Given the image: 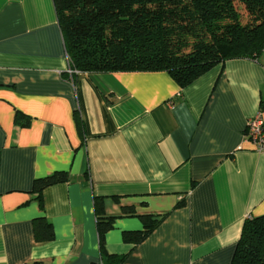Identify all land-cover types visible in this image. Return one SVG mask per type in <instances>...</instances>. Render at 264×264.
<instances>
[{
    "label": "crops",
    "instance_id": "0c3cea01",
    "mask_svg": "<svg viewBox=\"0 0 264 264\" xmlns=\"http://www.w3.org/2000/svg\"><path fill=\"white\" fill-rule=\"evenodd\" d=\"M54 0H0V264H98L95 197L121 264H231L247 218L264 215V55L228 59L181 87L166 70L67 76ZM263 104V108H262ZM31 118L16 124V112ZM69 174L43 190L36 178ZM162 217L141 242L126 231ZM52 222L37 242L34 219Z\"/></svg>",
    "mask_w": 264,
    "mask_h": 264
},
{
    "label": "trees",
    "instance_id": "16d2710c",
    "mask_svg": "<svg viewBox=\"0 0 264 264\" xmlns=\"http://www.w3.org/2000/svg\"><path fill=\"white\" fill-rule=\"evenodd\" d=\"M54 3L70 65L79 72L166 70L184 87L228 59L264 55V0ZM15 119L18 126H28L31 121L21 111ZM68 179L64 170L36 178L33 190L40 205L46 187ZM95 209L101 249L98 264H121L126 254H110L105 248V235L114 226L115 217L106 215L104 197H95ZM141 217L144 228L126 231V240L143 241L163 219ZM34 233L37 242L55 236L52 222L44 216L34 219ZM231 264H264V215L244 221Z\"/></svg>",
    "mask_w": 264,
    "mask_h": 264
},
{
    "label": "built area",
    "instance_id": "2783aa9c",
    "mask_svg": "<svg viewBox=\"0 0 264 264\" xmlns=\"http://www.w3.org/2000/svg\"><path fill=\"white\" fill-rule=\"evenodd\" d=\"M68 69L67 73L72 79L75 74L79 71L73 69L70 65L69 57H68ZM246 137L248 140H251L257 145L259 150L264 149V117L262 112H259L255 117L251 118L248 121L247 129H246Z\"/></svg>",
    "mask_w": 264,
    "mask_h": 264
},
{
    "label": "rangeland",
    "instance_id": "374dc122",
    "mask_svg": "<svg viewBox=\"0 0 264 264\" xmlns=\"http://www.w3.org/2000/svg\"><path fill=\"white\" fill-rule=\"evenodd\" d=\"M247 19H248L247 14L244 13V18H243V20H244V21H247Z\"/></svg>",
    "mask_w": 264,
    "mask_h": 264
}]
</instances>
